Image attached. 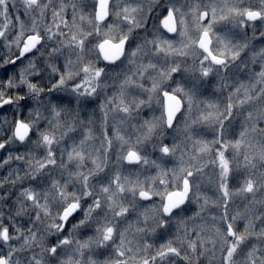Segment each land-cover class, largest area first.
Wrapping results in <instances>:
<instances>
[{
  "label": "snow or ice",
  "instance_id": "6c2138e0",
  "mask_svg": "<svg viewBox=\"0 0 264 264\" xmlns=\"http://www.w3.org/2000/svg\"><path fill=\"white\" fill-rule=\"evenodd\" d=\"M258 40L264 0H0V264H264Z\"/></svg>",
  "mask_w": 264,
  "mask_h": 264
},
{
  "label": "rangeland",
  "instance_id": "374dc122",
  "mask_svg": "<svg viewBox=\"0 0 264 264\" xmlns=\"http://www.w3.org/2000/svg\"><path fill=\"white\" fill-rule=\"evenodd\" d=\"M181 2H183V0H181ZM158 11H159V9H157V12ZM49 21H50V17H49ZM229 28H231V25H225L223 23L217 24V30H219L221 32L227 31ZM193 31H194V29H193ZM234 35H235L236 39L242 40V39H245L246 36L247 37H251L252 33H251V30H249L248 33L245 36V34L240 32L239 30H234ZM256 43L258 45L259 44H264V40H258V41H256ZM213 45H215V40L213 41ZM182 59H185L186 63L188 65H192L193 62H194L195 57L190 55V56H188L186 58H182ZM101 66H103V65H101ZM233 74H234L235 78H238V79H241V80H246L247 75H248L247 72H241V71H238L236 69H233ZM185 78H186V80H189V81H191V79H192L191 77H188L187 74H186ZM199 87H200L201 92L205 94V96L203 98H214L211 95L212 89H208L207 84H201V85H199ZM55 95L58 96V97H66L65 93H55ZM90 103L93 106H95L96 101H91ZM153 109L155 110V115H159V107L154 104L153 105ZM153 109H148V108L143 109V111L141 113V118H150L151 115L153 114ZM91 111H92V109L90 108L89 112H91ZM233 125L237 126L238 130L236 128V131L238 132L240 130V120H239V118L233 120ZM198 130L201 132V135H203L206 139H212L211 130L209 128H207L206 126H199ZM167 139L170 141L171 140V136L170 135L167 136ZM153 158H155V156ZM176 165H177V161L175 159L166 160V162H165V167H167V168H172V167H175ZM0 174H6V173L4 172V170H0ZM145 174H155V172H154V170L150 169ZM202 191L206 192L207 195H209L210 197L214 198L213 187L212 186H209V185L205 184L203 186V188H202ZM154 199L157 202L159 201V197H155ZM243 203H244V201H243L242 198H239V197L236 198L235 202L232 204L233 211H235L237 208L241 207L243 205ZM192 207L195 208L196 206L193 205ZM5 210L7 211V208H5ZM214 214H215V211L211 207H209L208 211H206V213H204L205 216H211V215H214ZM239 227L241 228V230L243 229V221L239 222ZM171 231H172V233H175V225H173V228H172ZM169 238H171L169 233H167V232H164V233L157 232V234L154 237H150L149 238V241L158 246L160 243L166 242V240L169 239ZM203 264H207V261H204Z\"/></svg>",
  "mask_w": 264,
  "mask_h": 264
},
{
  "label": "flooded vegetation",
  "instance_id": "af4514ba",
  "mask_svg": "<svg viewBox=\"0 0 264 264\" xmlns=\"http://www.w3.org/2000/svg\"><path fill=\"white\" fill-rule=\"evenodd\" d=\"M6 52V49H4L3 47H0V55H3L4 53ZM17 64H19V61L17 62ZM9 75H11L12 74V69H11V67L9 66V73H8ZM234 126V125H233ZM234 128H235V130H236V128H237V126H234ZM237 130H238V128H237ZM206 213V212H205Z\"/></svg>",
  "mask_w": 264,
  "mask_h": 264
},
{
  "label": "clouds",
  "instance_id": "9594fccd",
  "mask_svg": "<svg viewBox=\"0 0 264 264\" xmlns=\"http://www.w3.org/2000/svg\"><path fill=\"white\" fill-rule=\"evenodd\" d=\"M63 99H65V101H68L70 98L69 97H63Z\"/></svg>",
  "mask_w": 264,
  "mask_h": 264
},
{
  "label": "water",
  "instance_id": "95a60500",
  "mask_svg": "<svg viewBox=\"0 0 264 264\" xmlns=\"http://www.w3.org/2000/svg\"><path fill=\"white\" fill-rule=\"evenodd\" d=\"M169 35H172V34H169Z\"/></svg>",
  "mask_w": 264,
  "mask_h": 264
}]
</instances>
